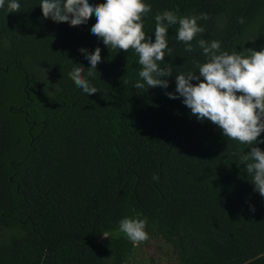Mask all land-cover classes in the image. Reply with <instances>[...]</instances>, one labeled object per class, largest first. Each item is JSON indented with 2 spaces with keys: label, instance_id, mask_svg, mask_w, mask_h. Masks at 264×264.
<instances>
[{
  "label": "trees",
  "instance_id": "16d2710c",
  "mask_svg": "<svg viewBox=\"0 0 264 264\" xmlns=\"http://www.w3.org/2000/svg\"><path fill=\"white\" fill-rule=\"evenodd\" d=\"M146 3V35L158 11L207 13L197 38L229 52L264 48V0ZM20 5L0 9V264H128L125 216L145 219L174 264H264V198L233 155L244 147L163 88H134L137 55L98 40L95 14L73 25L44 19L39 0ZM177 27L166 36L167 91L204 59L198 47L184 51ZM82 45L101 48L89 96L70 75L75 63L90 66Z\"/></svg>",
  "mask_w": 264,
  "mask_h": 264
},
{
  "label": "clouds",
  "instance_id": "9594fccd",
  "mask_svg": "<svg viewBox=\"0 0 264 264\" xmlns=\"http://www.w3.org/2000/svg\"><path fill=\"white\" fill-rule=\"evenodd\" d=\"M39 6L44 19L58 23L79 25L89 22L95 14L91 31L98 40L108 49H132L137 55L140 68L134 88H163L170 99H181L196 120L214 123L224 137L249 149L233 155L244 166L254 191L264 198V150L258 146L264 144V48L229 52L221 49L219 40L197 38L204 31L198 20L207 19V13L177 16L173 10L158 11L154 15V32L146 35L142 17L151 11L146 0H39ZM20 7V0H0V9L7 13L18 12ZM173 25H178L175 36L183 43L184 51L191 53L198 47L204 59L193 60L195 72H176L175 88L167 91L174 72L165 62L166 53L173 51L166 36ZM81 51L90 66L75 63L70 75L89 96L97 93L88 77L97 71L101 48L90 51L82 45ZM162 61L166 66H161ZM152 179L158 177L154 175ZM118 228L134 245L148 239L145 219L125 216L118 221Z\"/></svg>",
  "mask_w": 264,
  "mask_h": 264
},
{
  "label": "rangeland",
  "instance_id": "374dc122",
  "mask_svg": "<svg viewBox=\"0 0 264 264\" xmlns=\"http://www.w3.org/2000/svg\"><path fill=\"white\" fill-rule=\"evenodd\" d=\"M110 234L103 237L108 239ZM171 246L158 238L147 239L134 245V256L128 264H174Z\"/></svg>",
  "mask_w": 264,
  "mask_h": 264
}]
</instances>
